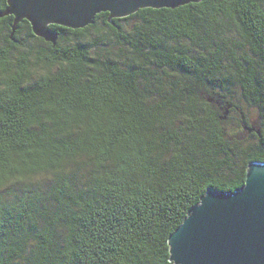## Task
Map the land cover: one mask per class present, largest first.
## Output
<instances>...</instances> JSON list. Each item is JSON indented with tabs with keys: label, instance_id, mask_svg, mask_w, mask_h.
Here are the masks:
<instances>
[{
	"label": "trees",
	"instance_id": "1",
	"mask_svg": "<svg viewBox=\"0 0 264 264\" xmlns=\"http://www.w3.org/2000/svg\"><path fill=\"white\" fill-rule=\"evenodd\" d=\"M13 21L0 19V264H173L191 208L264 162V0L101 13L83 31L52 25L56 45L27 20L11 39ZM233 112L250 144L231 140Z\"/></svg>",
	"mask_w": 264,
	"mask_h": 264
},
{
	"label": "water",
	"instance_id": "2",
	"mask_svg": "<svg viewBox=\"0 0 264 264\" xmlns=\"http://www.w3.org/2000/svg\"><path fill=\"white\" fill-rule=\"evenodd\" d=\"M202 0H125L126 7H120L113 13L111 8L98 11L89 8L66 10L57 20L39 18L37 24L32 13L22 15L19 10L20 0H7V8L0 12V19L13 16L11 39L18 26L27 20L35 36L53 45L57 44L58 33L51 29L57 23H63L70 29H83L95 23L96 16L109 13L110 20L126 18L141 9H176ZM54 4L92 3L93 0H51ZM115 2V0H107ZM129 8L132 11H129ZM252 169L254 188L241 193L216 191L210 188L198 205L191 208L181 224L184 227L170 236L169 246L173 264H264V162L253 161ZM237 192L236 194H231ZM208 193V194H207ZM205 201V207L200 208ZM172 239L174 249L172 247Z\"/></svg>",
	"mask_w": 264,
	"mask_h": 264
},
{
	"label": "snow or ice",
	"instance_id": "3",
	"mask_svg": "<svg viewBox=\"0 0 264 264\" xmlns=\"http://www.w3.org/2000/svg\"><path fill=\"white\" fill-rule=\"evenodd\" d=\"M127 4L125 0H115V2H107V0H93L92 3L77 5V4H54L51 0H20L19 10L22 15H28L32 13L34 21L39 24V18H46V20H57L58 17L65 14L66 10L77 9V8H93L95 10H99L100 8H111L112 12L115 13L117 8L126 7ZM131 12L132 9L129 8ZM54 27H64L63 23H57L53 25ZM83 31V29H81ZM241 171L243 169L241 168ZM239 191L244 193L246 191H251L254 188L253 178H252V169L250 173L244 178L243 184L238 185ZM237 192L231 193L236 194ZM208 194V193H207ZM205 207V201L200 208ZM186 223L182 226H178V230L184 227ZM130 227V226H129ZM178 230L175 233V236L178 235ZM118 231V230H117ZM172 247L174 249L173 239H172Z\"/></svg>",
	"mask_w": 264,
	"mask_h": 264
},
{
	"label": "rangeland",
	"instance_id": "4",
	"mask_svg": "<svg viewBox=\"0 0 264 264\" xmlns=\"http://www.w3.org/2000/svg\"><path fill=\"white\" fill-rule=\"evenodd\" d=\"M2 39L0 38V46H2ZM34 41L30 42V45L34 44ZM235 103L242 104L241 100L239 98H235L233 100ZM245 112H248V122L250 125H256L258 124V113L257 110L251 109L248 110L246 109ZM231 119L227 121L226 127L228 129V133L231 136V140L236 141L237 143H245V144H250L249 142L252 141L251 138H249L248 133L245 131L243 124L241 123V116L239 113H232L228 115Z\"/></svg>",
	"mask_w": 264,
	"mask_h": 264
},
{
	"label": "clouds",
	"instance_id": "5",
	"mask_svg": "<svg viewBox=\"0 0 264 264\" xmlns=\"http://www.w3.org/2000/svg\"><path fill=\"white\" fill-rule=\"evenodd\" d=\"M49 71V68L47 66H40L34 69V72L37 75H47Z\"/></svg>",
	"mask_w": 264,
	"mask_h": 264
}]
</instances>
